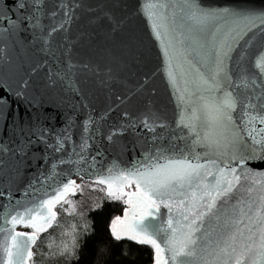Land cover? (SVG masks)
<instances>
[{
	"label": "snow or ice",
	"instance_id": "6c2138e0",
	"mask_svg": "<svg viewBox=\"0 0 264 264\" xmlns=\"http://www.w3.org/2000/svg\"><path fill=\"white\" fill-rule=\"evenodd\" d=\"M79 6L75 0H60L58 7L63 13L62 20L59 23L53 21L47 27L46 45L54 33L67 32L66 25ZM157 7L165 6L145 0L142 11L152 20L156 38L161 39V29L167 30L164 23L167 17L158 14ZM185 9L194 28L202 30L207 24L220 20L230 24L220 43L207 53L210 57L207 71L198 66L205 63L203 60L193 62L197 38L191 29L175 38L183 62L178 67L182 69L186 64L192 73L191 81L186 80L183 88L179 86L177 69L173 66L177 49L171 43L164 47L163 55L169 57L166 78L175 94L177 107L181 109L175 121V129H179L180 134L161 113L148 108L136 119H130L126 128L121 127L108 136L115 142L114 137L127 129L140 128L151 133L145 143L150 141L153 147L142 152L143 161H137L129 168L114 164L106 173L97 175L93 182L105 185L109 198L128 205L125 218L118 217L111 224L114 240L128 239L150 246L154 250V264H264V173L245 172V178L251 176L253 184L257 183L256 176L261 178V194L247 201L237 199L235 190L241 180L237 169L223 159L211 158L208 151L196 152L197 148H204L230 160H264V155H260L264 153V47L253 54L249 51L251 38L240 45L253 29L264 33V11L216 10L203 8L192 0H186ZM47 15L57 16L55 10L47 13V0H12L11 6L0 10V38L15 36L28 29L44 33L46 26L42 20ZM108 19L113 32L122 26V21ZM189 83L193 86L191 96ZM192 96L198 97V102H191ZM7 106L6 97L0 95V114ZM128 115L124 113L125 117ZM92 122L89 117L86 131ZM169 129L172 134L168 139L173 142L175 151L155 146L157 141L165 139ZM29 132L39 142L51 146L47 144L45 129L37 127ZM66 139L67 136L59 139L54 150L62 151ZM180 140L185 142L183 146L175 144ZM31 144L32 140L28 139L13 151L0 142V156L12 153L23 158ZM87 147L85 139L80 145L81 153ZM246 152L249 155H244ZM204 156L209 158L202 163ZM55 167L53 164L52 168ZM133 185L134 191L131 190ZM77 188L79 185L75 180L69 179L55 188L53 195L32 206L14 213L5 206L3 218L12 227H0V232L8 233L3 245L5 258L0 264H28L33 258L31 245L36 243L38 234L56 220L55 206L61 201L70 203L66 197L69 193L74 195ZM252 191L248 188L249 193ZM2 195L4 193L0 192ZM161 207L167 210L166 220L161 219ZM18 225L31 228L33 232H16ZM25 236L26 240L23 239ZM65 251H68L67 246Z\"/></svg>",
	"mask_w": 264,
	"mask_h": 264
},
{
	"label": "water",
	"instance_id": "95a60500",
	"mask_svg": "<svg viewBox=\"0 0 264 264\" xmlns=\"http://www.w3.org/2000/svg\"><path fill=\"white\" fill-rule=\"evenodd\" d=\"M152 2L165 6L155 9L167 17L164 21L167 30L161 29V39L156 38L152 20L142 11L145 0H75L80 6L75 8L71 22L66 25L67 32L54 33L46 45L47 27L53 21L61 22L63 16L58 7L60 0H47V13L55 10L57 16L47 15L42 20L46 26L44 33L28 29L15 36L0 38V95L8 101L7 110L0 114V142L14 151L18 144L32 140L28 154L23 158L12 153L0 156L3 160L0 165V192L4 193L0 196V227H12L3 218L5 206L14 213L53 195L54 189L69 179L95 184V177L106 173L114 164L129 168L137 161H143L142 152L153 147L150 141L145 143L151 133L140 128L127 129L114 137L115 142L108 136L121 127L126 128L130 119H136L148 108L161 113L175 129L181 109L177 107L175 94L166 78L169 57L163 55L164 47L171 43L177 49L173 66L177 69L179 86L183 88L186 80L191 81L192 73L186 64L182 69L178 67L183 62L175 38L191 29L197 38L193 62L203 60L205 63L198 66L207 71L210 62L207 53L223 39L230 22L209 23L201 30L194 28L187 19L186 0ZM192 2L216 10L264 11V0ZM11 4L12 0H0V10ZM108 18L122 21L120 29L113 32ZM250 38L249 51L255 54L264 47V33L253 29L240 41V45ZM172 50L170 47L169 51ZM85 65L89 67L85 68ZM188 87L191 96L193 86L189 83ZM191 102H198V97L192 96ZM125 112L129 114L127 117ZM89 117L93 122L86 131ZM37 127L45 129L47 144L51 146L30 135L29 130ZM175 131L180 134L179 129ZM171 134L172 129H169L165 139L157 141L155 146L175 151L173 142L168 139ZM65 136L68 139L63 141V150L55 151L58 140ZM85 139L88 147L81 153L80 145ZM184 143L183 140L175 141L180 146ZM205 151L211 158L223 159L237 169V174L241 175L235 190L237 199L258 198L261 178L256 176L257 183L253 184L252 177L246 179L244 173H264V160H230L220 157L219 153L213 154L211 150L196 149L198 153ZM81 156L85 158L81 159ZM209 156L202 157L201 162ZM61 160L66 162L60 163ZM100 186L106 193V186ZM248 188L253 191L249 193ZM131 190H135L134 185ZM128 210L127 207L120 219L125 218ZM166 212L161 207V219H167ZM15 231L31 234L33 229L18 225ZM7 236L6 231L0 232V261L5 258L3 245ZM36 243L31 245V250Z\"/></svg>",
	"mask_w": 264,
	"mask_h": 264
},
{
	"label": "trees",
	"instance_id": "16d2710c",
	"mask_svg": "<svg viewBox=\"0 0 264 264\" xmlns=\"http://www.w3.org/2000/svg\"><path fill=\"white\" fill-rule=\"evenodd\" d=\"M76 197L75 194L72 199ZM127 207L122 200L103 196L101 202L85 214L83 226L78 227L72 254L66 260L51 259L44 264H153L154 251L150 246L125 239L116 241L111 235L112 222L120 218ZM58 217L61 219V213ZM49 230L39 233L38 240Z\"/></svg>",
	"mask_w": 264,
	"mask_h": 264
},
{
	"label": "rangeland",
	"instance_id": "374dc122",
	"mask_svg": "<svg viewBox=\"0 0 264 264\" xmlns=\"http://www.w3.org/2000/svg\"><path fill=\"white\" fill-rule=\"evenodd\" d=\"M76 184L79 185V188L75 190L78 197L72 199L75 194H71L66 197L70 203L61 201L55 207L56 220L49 228V232L34 246L32 264H44L46 261L57 258L66 260L73 252L78 227L83 226L85 214L100 203L103 196L108 197L100 185L79 179L76 180ZM58 213H61V219H59ZM66 246L68 251H65Z\"/></svg>",
	"mask_w": 264,
	"mask_h": 264
}]
</instances>
